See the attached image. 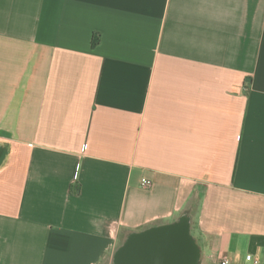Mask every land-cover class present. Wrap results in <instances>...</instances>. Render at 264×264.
<instances>
[{"label":"crops","instance_id":"1","mask_svg":"<svg viewBox=\"0 0 264 264\" xmlns=\"http://www.w3.org/2000/svg\"><path fill=\"white\" fill-rule=\"evenodd\" d=\"M184 216L198 264L264 256V0H0V264Z\"/></svg>","mask_w":264,"mask_h":264},{"label":"water","instance_id":"2","mask_svg":"<svg viewBox=\"0 0 264 264\" xmlns=\"http://www.w3.org/2000/svg\"><path fill=\"white\" fill-rule=\"evenodd\" d=\"M199 249L187 217L131 234L117 249L115 264H198Z\"/></svg>","mask_w":264,"mask_h":264},{"label":"built area","instance_id":"3","mask_svg":"<svg viewBox=\"0 0 264 264\" xmlns=\"http://www.w3.org/2000/svg\"><path fill=\"white\" fill-rule=\"evenodd\" d=\"M151 182L149 180H143L142 181V186L143 187H149ZM245 260L249 262L250 264H264V256L260 255H246ZM219 264H228L227 261H221Z\"/></svg>","mask_w":264,"mask_h":264},{"label":"trees","instance_id":"4","mask_svg":"<svg viewBox=\"0 0 264 264\" xmlns=\"http://www.w3.org/2000/svg\"><path fill=\"white\" fill-rule=\"evenodd\" d=\"M100 40V36L98 34H94L93 37H92V40H91V44L92 46H96L98 44ZM79 191H80V185L78 183H76L75 185H72L70 187V193L71 194H74V195H78L79 194ZM130 236V235H129ZM128 236V237H129ZM127 237V238H128ZM122 246V245H121ZM120 248V247H119Z\"/></svg>","mask_w":264,"mask_h":264},{"label":"rangeland","instance_id":"5","mask_svg":"<svg viewBox=\"0 0 264 264\" xmlns=\"http://www.w3.org/2000/svg\"><path fill=\"white\" fill-rule=\"evenodd\" d=\"M109 263H110L109 260H108V261L106 260V263H105V264H109ZM103 264H104V263H103ZM247 264H249V263H247Z\"/></svg>","mask_w":264,"mask_h":264}]
</instances>
